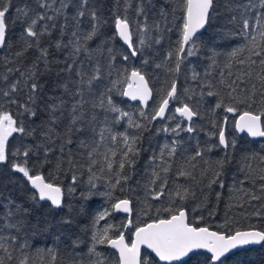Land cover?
Returning a JSON list of instances; mask_svg holds the SVG:
<instances>
[{"label": "snow or ice", "instance_id": "snow-or-ice-1", "mask_svg": "<svg viewBox=\"0 0 264 264\" xmlns=\"http://www.w3.org/2000/svg\"><path fill=\"white\" fill-rule=\"evenodd\" d=\"M0 52V166L29 193L0 203V264H224L264 247V227L190 219L228 189L227 212L264 220V148L237 139L264 138V0H114L108 17L92 0H0ZM145 133L168 139L145 148ZM44 204L67 211L37 219Z\"/></svg>", "mask_w": 264, "mask_h": 264}, {"label": "trees", "instance_id": "trees-1", "mask_svg": "<svg viewBox=\"0 0 264 264\" xmlns=\"http://www.w3.org/2000/svg\"><path fill=\"white\" fill-rule=\"evenodd\" d=\"M16 3H23V0H15ZM114 0H92V3L96 5L102 15L105 17H108L111 13L112 6H113ZM217 22L213 21V26L208 28L207 31L204 32L203 39L209 40L212 36L215 35L217 31ZM20 36V27L19 24H11L10 25V37H11V43H14L19 46L18 40ZM59 33H54V38H58ZM172 40L174 41L176 39L175 34H172ZM216 43H222V41L217 40ZM45 46H48V40L44 41ZM167 48V43H165V49ZM38 53L34 50L29 51L27 54V60H31L34 58ZM4 55H11V53L8 52H0V57H3ZM58 55V54H57ZM3 67L0 65V72H3ZM54 77H48L46 78V82L50 85ZM158 86V85H157ZM130 106H134V102H128ZM152 102H150L151 104ZM39 121H37L38 123ZM203 123V122H201ZM160 124L157 123L156 127H159ZM184 135L185 140L188 139L187 134ZM145 142L144 147L147 148L149 140L152 141V146L156 147L157 143H164L165 140L168 139V137L161 133L160 135H155L145 133ZM238 141L240 142V145L242 147L250 148L253 151L259 152L262 148H264V140H250L247 136H238ZM192 143H195V141H191ZM15 143V141L13 142ZM147 153H144L142 155L140 164H138V167H142L144 163V159L146 158ZM45 174L51 169L49 167H46L44 169ZM57 183H67V180L64 176H61L59 180L56 181ZM180 182H183L182 179ZM226 183L228 184L229 188L232 185V175L229 174L226 177ZM217 191L221 192V201L217 205L214 196L210 197V203L208 205V208H202L200 212H193L190 215V219H194L201 213L205 217V220L201 222V226H209L212 230H216L217 225L222 224L227 216H234L241 225L244 227H247L248 224H255L257 227H264V220H261L256 217H252L250 220L243 219L239 213L236 210H233L232 212H227L226 204L228 203L230 199V193L228 189H216ZM28 185L21 179V175L18 173H13L10 171L8 167L0 166V203H6L7 200H15L17 203H25L27 201L28 197ZM116 195H121L119 192L116 193ZM27 206V205H26ZM102 206H106L104 204L103 198L97 196L90 202V208L89 211L93 210H99ZM189 207L194 206L192 202H189ZM67 209H64V212H66ZM209 211H213L214 214L212 216H209ZM64 212H58V213H51L49 208L47 207V204H44L43 206H38L34 211V216L37 219H48L49 221L55 219H58L59 216L64 215ZM124 218V215L121 214H115V218L113 220L114 223H119L120 220ZM135 219V217H134ZM147 219L146 217L141 216V220ZM87 222V217L85 216H77L74 217L73 225L70 228H64L60 230L63 233V240L64 243L61 245V250H63L64 247L67 246L69 242V238L75 239L77 235H80L79 232V226H82L84 223ZM57 231L55 228L53 229V232ZM45 239H48L49 241L54 240L55 237H46ZM80 247L86 251V247L84 243H81ZM198 260H202V257H196L193 258L192 261L189 262V264H197ZM224 264H264V247H255V248H249V249H243L240 251L235 252L234 254L228 255L225 260Z\"/></svg>", "mask_w": 264, "mask_h": 264}, {"label": "water", "instance_id": "water-1", "mask_svg": "<svg viewBox=\"0 0 264 264\" xmlns=\"http://www.w3.org/2000/svg\"><path fill=\"white\" fill-rule=\"evenodd\" d=\"M151 102V101H150ZM246 136V135H245ZM249 138V137H248ZM250 140H254V141H258V140H264V138H255V139H253V138H249ZM121 215H124V214H122V213H120ZM255 247H260V246H251V247H249V248H255ZM249 248H247V249H249ZM243 250V249H242ZM144 251H150V250H144ZM237 251H240V250H237ZM237 251H235V252H237ZM230 255V254H229Z\"/></svg>", "mask_w": 264, "mask_h": 264}]
</instances>
